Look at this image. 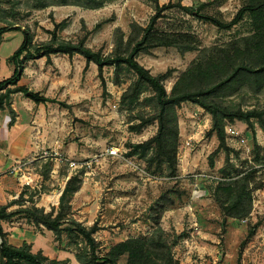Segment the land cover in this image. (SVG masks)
<instances>
[{
  "label": "rangeland",
  "instance_id": "1",
  "mask_svg": "<svg viewBox=\"0 0 264 264\" xmlns=\"http://www.w3.org/2000/svg\"><path fill=\"white\" fill-rule=\"evenodd\" d=\"M211 1L205 0V3ZM244 1L222 0L220 4L211 3L201 14L229 22ZM40 2L47 7L37 8ZM191 2L192 0L188 6ZM53 3L54 0H0V18L7 24H17L20 30L29 29L34 36L35 46L49 42V32L53 31L54 24L65 22L56 34L60 41L75 44L85 38V46L103 56H126L131 25L145 27L155 6V0H117L99 9L73 5L50 6ZM0 25L4 26L3 23ZM157 29L166 33H189L200 41V47L192 52L181 54L174 47L155 48L137 56L136 61L153 76L171 72V78L164 83L167 92L191 62L205 53L204 50L240 40L251 32L248 15L230 30H220L176 8L164 12L157 22ZM5 34L0 39V80L11 76L2 69L3 58L11 49H17L22 41L19 31ZM50 60L49 64L45 58L39 57L27 61L20 84L55 103L36 105L22 94L12 96V105L20 124L26 126V131L16 140L11 154L19 159L27 151L25 145L28 136L31 151L26 159L20 161L30 163L28 171L35 180L34 190L25 187L30 202L25 208L44 209L46 213L52 208L56 209L58 200L51 205L49 196L63 189L64 174L70 176L82 172V183L85 182L91 188L97 203L108 201L123 208L124 215L117 224L120 227L118 234L115 235L116 231L111 230L113 227L106 228L107 234H112L111 237L105 235L106 240L114 242L113 236L116 239L123 238L127 231L122 229L137 222L139 230L128 236L150 235L153 226L147 219L149 209L161 194L170 192L168 196L173 204L168 206L169 210H184L188 205L196 210H204L197 211L200 223L196 229H202L207 234L206 237L201 238L196 230L189 229L190 223L186 222L188 215L183 216L181 213L179 233L175 232L173 226L166 231L167 239L176 241L173 254L179 264H264V131L256 121H252V129L239 121L226 123L225 142L234 152L228 162L225 153H218L213 158V167H210L208 156L218 146L215 136H206L211 118L201 108L183 103L176 109L179 134L175 171L177 177H172L165 165L157 167L154 164L147 167L146 161L150 153L143 158L130 155L128 146L140 144L156 133V123L145 126L139 133L131 129L139 123L140 117L154 113L150 90H145L133 105L121 104L122 94L135 80L131 72L123 69L116 83L114 69L104 68L103 88L96 66L89 64L86 67L81 56L69 58L57 54L51 55ZM216 101L232 110L260 111L264 109V89L254 93L244 86L237 88L232 94L223 93ZM108 147L119 148L121 157H100ZM69 162H73L75 168H70ZM132 166L144 169L159 181L151 183L141 179ZM182 175L184 178L180 177ZM192 175L202 177L194 179L190 177ZM246 175L251 177L248 186L252 200L250 214L241 221L223 218L212 197L216 183L209 178H224L229 181ZM194 184L206 191L203 197L205 205L193 203L190 194ZM33 196L37 197L35 203ZM23 201L20 199V205H23ZM135 207H138V214L132 212ZM19 219L25 217L20 216ZM22 222L30 223L27 220ZM32 226L36 228L35 232L42 229L34 224ZM104 233L99 232L96 236L100 254L111 247L110 242L103 240ZM179 235L183 236L182 239H176ZM186 237L188 241H195L199 248L183 244L182 240ZM78 243L77 248L73 246L68 251L73 254L77 249L81 251L83 243ZM124 260V257L120 258V263Z\"/></svg>",
  "mask_w": 264,
  "mask_h": 264
},
{
  "label": "trees",
  "instance_id": "2",
  "mask_svg": "<svg viewBox=\"0 0 264 264\" xmlns=\"http://www.w3.org/2000/svg\"><path fill=\"white\" fill-rule=\"evenodd\" d=\"M114 1L117 0H54L55 4H50V6L73 5L87 9H99ZM181 1L159 6L155 0L154 13L147 25L143 28L137 24L131 25V33L127 39L129 51L126 56H103L100 52L87 48L85 38L75 44L60 41L56 34L65 22L54 24L53 31L49 32V42L35 46L34 36L29 29L20 30L17 24H7L4 19L0 18V23L4 24L0 27V39L3 34L11 31H19L22 34L19 47L7 59L12 74L0 81V112L7 111L10 115L9 125H13L16 115L12 109V96L15 94H22L36 105L55 103L54 100L19 84L24 72V64L27 61L39 57L45 58L46 63L49 64L51 55L60 54L69 58L79 55L85 60L86 67L89 64L96 66L103 88H105L103 70L106 67L114 69L116 83L123 69L135 76V80L122 94L121 104L133 105L139 101L140 95L145 90L151 91L150 101L154 104V113L151 116L140 117L139 123L131 129L139 133L145 126L156 123V133L140 144L128 146L132 156L138 155L143 158L150 153L146 161L148 168L154 164L157 167L165 165L169 175L176 176L179 135L176 109L183 103H190L201 108L211 118V126L206 136H215L218 146L208 156L210 167H213V158L220 152L225 153L226 162H228L234 151L228 148L225 142L226 123L239 121L246 124L248 129H252L254 120L264 131V109L260 111L232 110L216 101L223 93L224 95L232 94L240 87L247 86L254 93L264 89V0H245L229 22L201 14V11L209 4H220L222 0H212L197 6L192 4L189 7L183 6ZM36 7L45 8L47 5L40 2ZM174 8L220 30H230L248 15L251 32L240 40L204 50L205 53L191 62L167 92L164 83L171 78V72L167 71L153 76L136 61V58L139 54L148 53L155 48L174 47L183 54L200 47L199 39L192 34L166 33L157 29V22L163 17L164 12ZM262 153L264 166V146ZM223 172L224 170L221 171ZM222 177L226 178L223 174ZM64 178L65 184L58 199L57 208H52L48 213L44 209L35 207L18 209L13 212L7 211L8 206L0 207V258L3 264H23V262L26 264H70L68 260L50 261L41 252L32 254L30 246L26 243L19 248L10 245L1 223L16 215L25 217L37 228L42 227L52 232L60 250H69L73 246L77 248L78 241L83 243L84 248L74 252L78 264H179L173 254L176 241H169L167 232L160 227L163 213L169 210L168 206L173 204L168 196L170 192L161 194L149 209L147 219L153 226V232L150 235L127 238L111 246L104 254H100V245L94 238L100 228L97 224L85 227L73 219L71 213L73 195L82 185V172L70 176L64 174ZM250 179V175H246L216 183L212 197L223 218L241 221L250 214L252 206L251 192L248 189ZM182 237L179 235L176 239H182ZM122 257L125 260L120 263Z\"/></svg>",
  "mask_w": 264,
  "mask_h": 264
},
{
  "label": "crops",
  "instance_id": "3",
  "mask_svg": "<svg viewBox=\"0 0 264 264\" xmlns=\"http://www.w3.org/2000/svg\"><path fill=\"white\" fill-rule=\"evenodd\" d=\"M177 1L178 0H157L159 6L166 5L169 2H177ZM189 1L191 0H182L181 4L183 6L189 7L188 6ZM203 3H205V0H192L191 5L193 4L197 6ZM0 27L2 26L0 25ZM5 36L6 34L4 35V37ZM16 50L17 49H11V51L7 53L6 56L3 58V61H2L3 68L2 69L4 72L6 71L5 74H12V70L7 64V59ZM22 79L23 78H21L20 82L22 81ZM191 106L196 107L195 105H191ZM12 109L14 110L15 115H16L13 125H9V122H10L9 113L7 111L0 112V207L8 206V209H7L8 212H13L18 209H22L19 199L20 198L23 199L25 196L24 189L17 183L15 176H10L8 174V171L12 166H14L16 162L26 159V156L31 151L30 145H29L30 143L29 137L27 136V142H26L27 144L25 145L27 151H24L25 153H23V155H21L19 159H17L15 155L11 154L16 140L23 135L24 133L23 131H26V126H22L20 124V119L17 116L18 114L13 105H12ZM180 177L184 178L183 175ZM86 185L87 184L85 182L82 183L79 191H77L73 195V198L71 201L73 219H75L77 222H80L85 227H90L93 224H97V226L100 229L94 235L95 240L99 232H105L103 234L104 236L103 240L106 243L110 242L111 246L119 242H122L126 240L127 238H135V236L129 237L128 235L129 233H133L137 229L139 230V226H138L139 222H137V224H131L130 226L124 227V229L122 230L127 231V233L125 234L123 238L116 239V237L113 236L114 242H111L110 240H106L105 235H107L108 237L112 236V234L110 233L107 234L106 228L111 226L113 227V229L111 230L116 231L115 235L118 234L117 231L120 230V227L117 224L122 218V216L124 215L122 212L123 208L122 206L121 207L117 205L115 206V204L113 203H108V201H105L104 203H100V202L97 203L94 200V196H93L94 193L92 192L91 188L89 189ZM59 195H60V192H57V193H54L52 196H49L50 202L56 204L59 198ZM191 199L193 200V203L198 202L200 205H205V202H206V200H204L203 198H200V199L191 198ZM101 206L104 208H101ZM134 209L135 210L133 211L131 210V211L136 212L138 207L137 208L135 207ZM193 209H194V212H192ZM197 211H204V210L202 209L196 210V208H193L191 205H188L184 210H180V209L167 210L162 215V218L160 221V227L162 228V230L166 232L169 229H171V226H173L175 229V232L178 234L179 233L178 230L180 229V224H179L180 213L183 216L187 214L188 218H186V222L190 223L189 229L193 228L194 231L196 230L197 235L201 234L200 237L204 238L207 236V234L203 233L202 229H199V230L196 229V226L198 227V224L200 223V217L198 216ZM136 213L138 214L139 212H136ZM20 216L21 215H16L12 217L11 219L1 223L3 232L6 234L7 241L10 245L16 248H19L23 243H26L30 246L32 254L41 252L42 255L50 261L68 260L70 264H78L72 252L68 250L59 249L57 243L54 240V236L52 232L47 231L46 229L42 227H41L42 229L40 230V232H35L34 230L36 228L32 226V223L27 222L28 224H22L23 223L22 220H24L25 222L26 220L25 219L18 220ZM193 218H196V219H193ZM197 240H200V238H198ZM99 241H102V240H99ZM182 243L183 244L186 243L188 247L190 246L193 247V245H195L197 249L199 248L198 244L195 241L193 242L192 240L188 241L187 237L182 240ZM0 264H3V260L0 261Z\"/></svg>",
  "mask_w": 264,
  "mask_h": 264
},
{
  "label": "built area",
  "instance_id": "4",
  "mask_svg": "<svg viewBox=\"0 0 264 264\" xmlns=\"http://www.w3.org/2000/svg\"><path fill=\"white\" fill-rule=\"evenodd\" d=\"M228 133H230V131H228ZM187 145L189 143H186ZM56 155V154H55ZM120 150L117 147H108L106 149H104V151L100 154V157L102 158H120ZM29 162H16L14 164V166H12L9 171L8 174L10 176H15L18 184L25 190V196L23 198V205H21V208H25L26 205H29V198H28V194H26L27 188L31 190L35 189V185L33 186L34 183V178L33 176L29 173L28 171V167H29ZM86 163H84L85 165ZM69 167L70 168H75V164L73 162H69ZM134 171H137L139 176L141 177V179L143 180H147L151 183H156L157 181H159L158 178L152 177L151 175H149L144 169L139 168L138 166H132ZM194 179H198L199 177H202L201 175H192L190 176ZM211 180H214L215 183L217 182H222L225 181L224 178H209ZM206 195V191L205 190H201L199 188L198 185L194 184L193 189L191 191V197L195 198V199H200L203 198ZM32 199L34 200V203L37 200L36 196H33ZM51 205H54L55 203L50 202ZM264 237V234H263Z\"/></svg>",
  "mask_w": 264,
  "mask_h": 264
},
{
  "label": "water",
  "instance_id": "5",
  "mask_svg": "<svg viewBox=\"0 0 264 264\" xmlns=\"http://www.w3.org/2000/svg\"><path fill=\"white\" fill-rule=\"evenodd\" d=\"M61 192H62V190L60 191V195H61ZM60 195H59V197H60Z\"/></svg>",
  "mask_w": 264,
  "mask_h": 264
}]
</instances>
